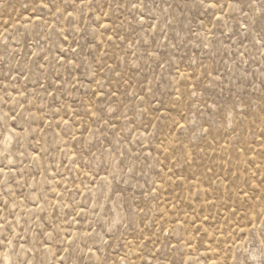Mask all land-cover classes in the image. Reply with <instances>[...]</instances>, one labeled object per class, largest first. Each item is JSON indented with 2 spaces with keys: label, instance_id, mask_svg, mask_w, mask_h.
I'll list each match as a JSON object with an SVG mask.
<instances>
[{
  "label": "rangeland",
  "instance_id": "374dc122",
  "mask_svg": "<svg viewBox=\"0 0 264 264\" xmlns=\"http://www.w3.org/2000/svg\"><path fill=\"white\" fill-rule=\"evenodd\" d=\"M133 2L0 0V264L264 260V0Z\"/></svg>",
  "mask_w": 264,
  "mask_h": 264
},
{
  "label": "snow or ice",
  "instance_id": "6c2138e0",
  "mask_svg": "<svg viewBox=\"0 0 264 264\" xmlns=\"http://www.w3.org/2000/svg\"><path fill=\"white\" fill-rule=\"evenodd\" d=\"M237 2H239V0H237ZM142 4H143V0H136V2H133L131 4V7L132 8H136V7H138V5H142ZM212 6L214 7L215 5H212ZM261 9H262V11H261V17L264 18V4L261 5ZM105 27H107V25H105ZM109 39H111V37H109ZM257 43H262V46H264V30H262V32L260 34V40L257 41ZM155 54H156L155 52L149 53V55H153V56ZM72 67L75 68L76 65L74 63H72ZM99 87L102 89L103 88V85L101 84V85H99ZM112 95L114 96L115 93H112ZM110 111H111V109H110ZM181 127H183V125H181ZM205 131H207V129H205ZM261 254L264 255V249L261 250ZM61 259L63 260V258H61ZM261 264H264V260L261 261Z\"/></svg>",
  "mask_w": 264,
  "mask_h": 264
}]
</instances>
